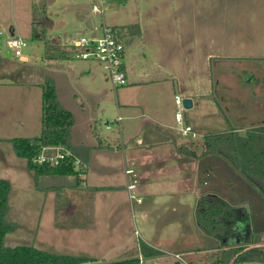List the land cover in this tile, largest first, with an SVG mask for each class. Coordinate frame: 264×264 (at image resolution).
Instances as JSON below:
<instances>
[{
    "label": "rangeland",
    "instance_id": "1",
    "mask_svg": "<svg viewBox=\"0 0 264 264\" xmlns=\"http://www.w3.org/2000/svg\"><path fill=\"white\" fill-rule=\"evenodd\" d=\"M142 1L146 0H127L128 3L123 6L126 2L112 0L104 14L105 24L109 27L127 28L128 24L124 21L137 18V4L139 2L141 4ZM158 2H163V0ZM219 3L223 5L218 12L216 8H212L210 3L209 20L210 22L213 19L223 21L224 26L218 29L217 34L210 28L208 35L216 37L226 35L228 39L233 34L236 35L240 45L235 52H231L237 54L235 58L206 59V54L213 51L211 46L207 45L203 48L200 43L185 45L177 43L171 52L175 61L176 57H179L184 64L180 66L176 61L177 66H174L171 60V72H164L159 66V63L164 61L163 52H161L163 46L152 40L153 37L151 33H147V29L145 36L140 38L141 45L134 42L130 48L131 54L128 59L126 58V63L131 62L137 69L135 83L116 87L113 85L104 63L100 60H83L73 56L70 63L77 71L81 72L91 64L95 70L91 75L78 74L80 76L75 77V87L74 85L71 87L72 91L79 90L83 84L86 90L87 84L94 86L95 89L92 91L88 103L85 101L82 104L83 100L79 96V100H73V104H68L70 107H74L72 109L75 111L76 120L74 141L72 140V142L77 145V141L83 140L86 141L85 143H103L118 148L122 147V134L125 137V133H140L143 129L151 126L146 118H142L143 121L135 122L125 118V113L120 109L119 100L122 102L125 97H129L132 88L136 87L139 81L149 78L153 80L158 76L164 80L153 81L152 85L139 87L151 88L148 94L146 92L148 95L145 98L147 110L158 115L157 112L165 108L168 121H172L178 129L182 127V124L175 120V112L180 109L176 104V95H180L182 99L191 98L193 95L195 98L194 107L188 109L183 107L181 111L184 116L195 120L202 127H209V129L200 128L196 138L192 136L183 138L180 133L178 136L183 142L191 143L192 141L191 146L199 149L200 152L201 148H205L204 138L208 134L239 129L242 130L238 132L239 134L246 135L252 128L264 125V60L252 57V55L262 53V50H250L247 41L248 21L252 7L250 10L249 0H219ZM180 7L182 12L179 11ZM76 8L83 10L85 15H93L97 25L96 33L92 34L89 30L75 26ZM184 9L185 6L180 5L176 8L178 10L176 13H182L181 18L185 20L192 18L193 10L189 7ZM144 10L147 11L146 7ZM262 10L264 12V4ZM172 12L167 6L163 11L152 13L154 16L162 14L165 19H168L169 16H172ZM142 19L147 21V19ZM102 23V15L93 12L91 0H47L45 6H41L40 9L34 5L33 0H0V82H13L7 87L0 85V102L5 96L3 91H10V99L15 102L9 110L10 119L21 121L23 125L16 127L11 132L12 135L15 137H36L42 133L43 99L41 90L38 87L21 83L35 79L29 75V69L34 68L38 71L42 75L43 81L49 77L54 79L55 75L64 78L67 74L59 66L51 64L47 60L45 57L47 44L54 43L53 39L58 35L63 37L70 35L75 39L81 36L100 38L103 36ZM228 25H233L234 30L233 27L227 28ZM189 28L181 27L179 29L185 34ZM197 29L195 27L190 30L192 35L196 34ZM160 31L161 34L168 36L165 26ZM175 31L177 33L175 41H178L181 32L176 29ZM169 34L172 36L171 32ZM130 35L129 33L124 35V40ZM12 36H19L27 41L28 44L23 49V55L28 57V62L20 60V57L15 55L14 50L7 43ZM228 39L223 40L227 41ZM186 49H191V52L188 53ZM226 53H229L228 47H226ZM134 56L135 58L131 61ZM156 86H162L159 108L154 101L156 96H153L154 91H152V88H156ZM182 86H185L186 89L183 90ZM78 105L82 110L77 108ZM133 112L140 113L141 110L133 107ZM90 117L93 119V136L90 133L92 128L88 124ZM118 117L122 119V128L117 122ZM126 143L129 144L128 141ZM10 153L16 156L13 145L6 141H0V175L6 177L13 184L8 219L18 224L16 231L6 235L4 239L6 245H33L55 253L84 254L96 257L104 256L106 252H109L112 254L108 253L105 257L113 260L121 257L120 255L128 249L121 247L123 234L129 233L131 230L134 235L136 226L142 235V238L135 235V240L140 245L146 240L153 242L152 235L145 232L149 219L142 218L141 212L137 208L133 216L130 204L128 207L127 204L121 205V202L115 201L114 196H125L121 189L114 191L103 189L97 192L91 187L90 179L89 186L76 185L77 181L73 176H42L37 179L35 173L29 169L28 161L25 158L15 157L17 165L13 162H11L12 165L5 163L3 158L9 159ZM104 155L113 156L112 162L118 175L121 174V171L125 174L123 155L101 150L96 154L97 163L93 169H89V178L95 174L100 177L105 173V170L101 169L104 164L100 160V156ZM222 157L229 158L226 154H223ZM228 162L232 164L235 173L246 179L241 172V167L236 163L233 164L232 161L228 160ZM36 184L42 186V189H38ZM94 196L97 200L96 203L93 199ZM111 196L113 199L110 200ZM186 197L187 204H191L192 207L201 202V197L197 199L195 193H188ZM168 211L173 213L170 208ZM115 212L119 213L118 216H123L122 213H124L126 219L116 218L113 215ZM134 218H136V226ZM175 221L177 222L176 218L169 221L168 224L171 225ZM182 232L185 234L184 230ZM186 236V239L183 237L178 243L170 246L179 248L186 244L188 246L189 242L192 245L201 243L196 230L193 232L188 230ZM162 254V257L158 258L159 262H153L150 259L145 264H176L177 260L174 257L167 253ZM186 258L190 259L188 256ZM238 264L264 263L244 262Z\"/></svg>",
    "mask_w": 264,
    "mask_h": 264
},
{
    "label": "crops",
    "instance_id": "2",
    "mask_svg": "<svg viewBox=\"0 0 264 264\" xmlns=\"http://www.w3.org/2000/svg\"><path fill=\"white\" fill-rule=\"evenodd\" d=\"M117 2H126L123 6H125L128 2L127 0H113ZM159 0H146L137 4L138 13L136 19H128L124 22H127L128 26L138 24L140 28V32L138 34H132L129 31V28H123L122 31V40L126 46V55L124 59L125 70L128 78V84L130 85L133 82L135 83V77L137 75V69H135L134 64L126 63V58L130 53V48L136 42L141 45V39L145 36V31L147 33H151L153 37L152 40H155L157 44L162 45L163 52V62L159 63V66L164 72H171V60L174 66L178 65L182 66L184 64L183 61L179 57H176V61L174 59L172 48L179 45L185 44H193L200 43L203 45V48L207 47V45L211 46L213 51L206 54V59L210 58H220V59H230L235 58L237 54L231 53L232 51H236L239 48L240 42L238 41V37L233 34L232 37H226V35L216 37L215 35H208L210 28L214 30L217 34L218 29L224 26V22L220 20H214L210 22L209 20V8L210 3L212 8H216V11H219V8H222L219 0H163V2H158ZM34 5L37 8H41V6H45L47 0H33ZM264 2L262 0H249L250 10L252 7V11H250L249 21H248V45L250 50H262L257 55H252L256 59L262 58L264 60V12L262 10V5ZM180 5H184L186 8H191L193 10L192 18L188 20L182 19V13H176V8ZM169 7L172 12V16H169L168 19H165L162 14H157L154 16L155 11H163L165 8ZM146 7V10L145 9ZM152 11V12H151ZM181 7H180V10ZM75 26L78 28H84L89 30L90 32H97V25L95 24L96 20L93 15H85L83 10L76 8L75 9ZM154 16V17H153ZM147 19V21H143V19ZM212 23V25H210ZM103 24V23H102ZM236 25V24H233ZM233 25H228V27H233ZM165 26L168 31V36L161 34L160 29ZM192 26V27H191ZM181 27H190L189 31L183 34ZM198 28L195 35H192L191 29ZM176 30H178L180 35L178 36V41H175V37L177 35ZM103 30V28H102ZM234 30V27H233ZM232 30V31H233ZM227 31V30H226ZM172 33V36L169 34ZM231 32V30H228ZM66 33V32H65ZM127 33L131 34L126 40H124L123 36ZM68 34V33H66ZM226 37V38H225ZM77 39V38H76ZM72 38L70 35H65L64 37L58 35L55 39H53V44L60 46L64 50L67 51L68 57L59 58V59H47L51 64H55L59 66L60 69L64 70L67 74L64 78L56 76L54 77V81L56 84V89L58 93V97L63 104V106L70 110L75 118L74 107H70L68 104H73V100H83L82 104L85 101L88 103L90 97L92 95V91H94L95 87L87 84V90L83 85L80 86L79 90H73L74 79L76 76H80L78 74L86 73L87 75H91L94 73V66L91 64L83 69L81 72L77 71L73 64L70 63V59L73 58L74 52L77 48L73 45V42L76 40ZM210 39V40H209ZM223 39H228L227 41ZM240 39V38H239ZM138 45V46H140ZM205 46V47H204ZM226 47L229 49V53H226ZM188 53L191 52V49H186ZM262 54V55H261ZM135 58L132 57L131 61ZM181 58H183L181 56ZM20 60L24 62H28V57L24 55V58H20ZM168 65V66H167ZM190 69V68H189ZM34 68L29 69L30 76L35 78L33 81L29 82H21L29 86L38 87L41 90L42 95V84L44 83L42 75L38 71H34ZM174 71V70H172ZM45 78V77H44ZM66 78V81H65ZM164 80L162 77L158 76L155 79H143L139 81L136 87L132 88L129 93V97H125L124 101L119 100L120 109L125 113V118L131 120V122L135 121H143L142 118H146L148 123L151 125L145 129H143L140 133L134 134H122V147L115 148L111 145L99 143H85L86 141H75L79 147L80 156L87 163V173H86V185L89 186V179L91 182V187L95 189V191L99 192L103 189H107L110 191H114L115 189H121L125 193V196H114L116 202H121V205H131V210L133 212V216L135 215V209H139L141 212L142 218H148L149 222L146 224L145 232L152 235V241H145V244L160 251L162 253L169 252H177L190 257V261L193 264H213L212 257L213 253L217 252V249H212L215 245V240L209 237L198 225L197 221V207L195 204L192 207L191 204H187V194L195 193L197 195V199L199 197L204 198L206 195H217L221 198L227 200L231 203L234 209H239V214L237 215L238 226L234 228L233 235H240L242 232L241 229L244 228V234L248 236H252L254 232H256L260 236V242L251 244L250 246H262L264 248V182L257 183L256 181H247L241 175L235 173L232 168V164L229 161L230 158H224L221 154H205V148H201V152L199 149L192 147L190 142H183L178 134L184 136L181 132V127L178 129L173 125L172 121H168L166 116V109L162 108L158 115H154L147 110L145 98L148 97L149 89L151 88H139L141 85H152L153 81ZM16 83V82H15ZM14 83V84H15ZM13 82L5 81L0 82L2 87H7V85H11ZM72 85V86H71ZM125 86V85H124ZM142 86V87H146ZM75 87V85H74ZM153 87V86H151ZM182 89L185 90L186 87L182 86ZM161 90L162 86H156V88H152L154 101L156 102L157 107L161 105ZM159 94H157V93ZM4 95L3 100L0 102V141H6L8 143L12 142L11 139L15 138L12 135V131L19 125L23 126L21 121L11 120L10 117V109L15 103L10 99L11 92L8 90L3 91ZM156 93V94H155ZM79 94V95H78ZM78 95V96H77ZM80 96V97H79ZM177 96V95H176ZM191 99L193 101V106L195 104V98L191 95ZM177 104V103H176ZM133 107H137L141 110L140 113H134ZM142 107V108H141ZM77 108H82L78 105ZM185 117V123L190 125L193 130L195 128V132H200V128H205L204 130H208L209 127H202L195 120H191L189 117ZM92 117H90L89 126L92 128L90 133L93 136V123ZM175 120H176V112H175ZM121 120H118L119 126H121ZM177 122V120H176ZM178 123V122H177ZM76 120L72 128V140L74 141V128H75ZM128 126V125H127ZM122 128V126H121ZM130 130V127H127ZM238 132L242 130L235 129ZM244 135V134H240ZM22 137V136H21ZM37 137V136H36ZM126 141L129 142L127 145ZM190 143V144H189ZM13 145V144H12ZM178 146H184L189 150L195 151L196 156H188L186 154H182L178 151ZM108 148V149H106ZM14 149V147H13ZM107 150L113 153H120L123 155L124 160V171L125 174L121 171V174L118 175L115 172V165H113V156L104 155L100 156V160L104 164L101 166L102 170H105L104 174H101L98 177L96 174L91 175L89 178V169H93L96 162V154L98 151ZM15 152V150H14ZM14 156L10 153L9 159L6 157L3 158L5 163L12 165L13 162L17 165V161L15 157L21 158L17 156L15 152ZM228 164H227V163ZM233 162V161H232ZM230 165V166H229ZM131 168L137 174L139 178V182L136 188V192L139 198L142 199L141 202H131L129 198V192L127 189L128 184V176L126 175V168ZM201 168V169H200ZM200 169V172L198 171ZM201 173V174H200ZM201 175L200 177L198 175ZM0 178L6 177L0 175ZM108 180V181H104ZM108 182V183H104ZM13 188V184H12ZM261 190L263 193L261 194ZM129 198V203L127 199ZM94 202L96 203V197H93ZM113 197H110V200ZM114 201V200H113ZM121 208V206H120ZM173 213H171V211ZM125 213V211H124ZM123 216H118L119 213L115 212L113 215L120 219H126L125 214ZM173 214V216H172ZM176 218L177 222L169 223L172 219ZM248 220V226H247ZM234 221V222H235ZM129 224V223H128ZM134 225L136 226V218H134ZM185 226V227H184ZM82 228V227H81ZM152 228V229H151ZM185 231V234L182 231ZM188 230L192 231L196 230L198 233V238L200 239V244L192 245L189 242V245H184V247H173L171 244L178 243V241L185 237ZM138 232V234H137ZM135 234L133 235L131 230L129 233L123 234L121 247H127L128 249L123 252L121 257L116 259H107L105 256L109 253L106 252L104 256L96 257L90 255H84L92 258H96L99 261H115L128 259L133 257H140L143 261L142 264L147 263L148 260L152 259L153 262H159V257H162V253H157L154 256L147 257L144 259L142 254L140 253L141 245L137 242L136 236L142 238L140 231L137 226L135 229ZM254 233V234H256ZM134 239V240H133ZM190 240H192L190 238ZM135 241V242H134ZM140 242V241H139ZM237 243L240 242V238L237 239ZM165 245V246H164ZM175 248V249H172ZM112 253H109V255ZM172 256V255H171ZM173 257V256H172ZM100 258V259H99ZM176 260V259H175ZM176 264H179L176 261Z\"/></svg>",
    "mask_w": 264,
    "mask_h": 264
},
{
    "label": "trees",
    "instance_id": "3",
    "mask_svg": "<svg viewBox=\"0 0 264 264\" xmlns=\"http://www.w3.org/2000/svg\"><path fill=\"white\" fill-rule=\"evenodd\" d=\"M128 28L132 34L140 32L137 24L127 26ZM68 56L67 51L60 46L53 43L47 44L45 52L47 59ZM41 86L43 99L41 135L15 137L10 141L17 156L28 161V167L35 173L37 179L42 176H73L77 181L76 185H82L81 178L72 164L61 163L53 166L33 162V158L38 156L42 148L46 146L65 147L81 157L79 147L72 143L74 115L61 103L54 79L49 77ZM204 143L205 154H226L233 164L236 163L241 167V172L247 181L264 182V125L252 128L246 135H240L235 129L208 134L204 138ZM178 151L188 156H196L195 151L184 146H178ZM36 187L42 189L39 184H36ZM11 189L10 180L0 178V264H142L143 260L140 257L99 261L84 255L55 253L33 245H6L4 242L6 235L18 229V224L8 219ZM238 214L239 209H234L230 202L217 195H206L198 204V225L215 240L212 249H217V252L213 253L211 259L213 264L264 263V248L257 245L250 246L261 241L256 232L248 236L244 234L245 230L242 228L240 235H233L234 228L238 226V220L235 221L234 218L237 219ZM246 223L248 226V220ZM239 238L240 242L237 243ZM140 251L144 259L160 253L145 243H141Z\"/></svg>",
    "mask_w": 264,
    "mask_h": 264
},
{
    "label": "built area",
    "instance_id": "4",
    "mask_svg": "<svg viewBox=\"0 0 264 264\" xmlns=\"http://www.w3.org/2000/svg\"><path fill=\"white\" fill-rule=\"evenodd\" d=\"M111 1L112 0H91L93 12L102 15L103 36L100 38L81 36L73 42V45L77 48L74 52V56L76 58H81L83 60L97 59L104 63L105 68L110 74L113 85L118 87L128 84V78L124 65L126 46L122 40V28L109 27L105 24L104 14L109 8L108 5ZM7 43L14 50L16 56L24 58L23 49L28 44L24 38L12 36L8 39ZM176 103L180 108L176 112V120L178 123L182 124V134L184 136H192L193 138H196L198 136L197 132H195L190 125L185 123V118L183 112L181 111L183 110L184 104L180 95L176 96ZM118 119L120 120L121 117H118ZM33 162L36 164L47 163L53 166H57L61 163L72 164L81 178V184L86 186L87 163L70 149L61 146L43 147L41 153L33 158ZM126 175L129 178L127 189L131 202H141L142 199L139 198L136 192V188L139 183L137 174L133 169L127 167ZM169 253L178 261L179 264H193L181 253Z\"/></svg>",
    "mask_w": 264,
    "mask_h": 264
},
{
    "label": "water",
    "instance_id": "5",
    "mask_svg": "<svg viewBox=\"0 0 264 264\" xmlns=\"http://www.w3.org/2000/svg\"><path fill=\"white\" fill-rule=\"evenodd\" d=\"M183 104L185 108H191L193 106V101L191 98H184L183 99Z\"/></svg>",
    "mask_w": 264,
    "mask_h": 264
}]
</instances>
